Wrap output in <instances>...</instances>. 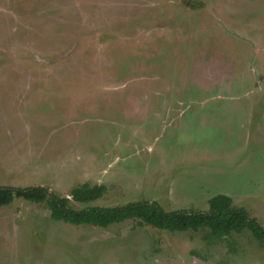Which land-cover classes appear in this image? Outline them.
I'll return each instance as SVG.
<instances>
[{
    "label": "rangeland",
    "instance_id": "1",
    "mask_svg": "<svg viewBox=\"0 0 264 264\" xmlns=\"http://www.w3.org/2000/svg\"><path fill=\"white\" fill-rule=\"evenodd\" d=\"M28 88L47 92L6 94ZM84 184L106 193L77 211L226 195L264 226V0H0V187ZM207 231L74 226L15 199L0 264H264L250 231Z\"/></svg>",
    "mask_w": 264,
    "mask_h": 264
},
{
    "label": "trees",
    "instance_id": "2",
    "mask_svg": "<svg viewBox=\"0 0 264 264\" xmlns=\"http://www.w3.org/2000/svg\"><path fill=\"white\" fill-rule=\"evenodd\" d=\"M106 187L88 184L75 188L70 197H60L48 188H3L0 187V208L11 205L15 199L37 204H47L51 212V219L74 226L90 225L108 228L135 220L142 226L171 231V232H199L208 230L206 239L223 242L232 233H242L245 230L264 244V226L250 217L243 207L234 205L231 197L217 195L209 200L208 212L196 210L165 211L159 204L150 202L129 203L114 208H88L80 211L69 206L71 201L89 203L104 196Z\"/></svg>",
    "mask_w": 264,
    "mask_h": 264
},
{
    "label": "crops",
    "instance_id": "3",
    "mask_svg": "<svg viewBox=\"0 0 264 264\" xmlns=\"http://www.w3.org/2000/svg\"><path fill=\"white\" fill-rule=\"evenodd\" d=\"M8 91L9 90H7L6 94L26 95V96L29 95V97L25 96L23 98H14L12 100L13 104H15V105H23V106H29V104L31 102H35V103L38 102L39 98H35L34 96L35 95H44L45 93H41V92H47L45 89H34V88L23 89V90H19V92H14V93H8ZM39 91H41V92H39Z\"/></svg>",
    "mask_w": 264,
    "mask_h": 264
}]
</instances>
